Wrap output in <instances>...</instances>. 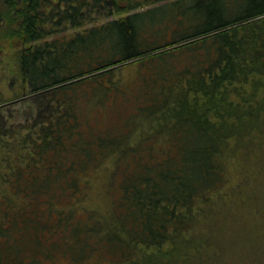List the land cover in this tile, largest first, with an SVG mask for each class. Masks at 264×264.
Here are the masks:
<instances>
[{
	"label": "trees",
	"instance_id": "obj_1",
	"mask_svg": "<svg viewBox=\"0 0 264 264\" xmlns=\"http://www.w3.org/2000/svg\"><path fill=\"white\" fill-rule=\"evenodd\" d=\"M6 46L39 113L10 123L0 94V264H264L254 222H222L264 206L245 194L248 166L264 174V0H0ZM137 63L132 88L118 69ZM119 99L155 120L137 141L85 115Z\"/></svg>",
	"mask_w": 264,
	"mask_h": 264
},
{
	"label": "rangeland",
	"instance_id": "obj_2",
	"mask_svg": "<svg viewBox=\"0 0 264 264\" xmlns=\"http://www.w3.org/2000/svg\"><path fill=\"white\" fill-rule=\"evenodd\" d=\"M12 53L13 49L8 46L0 49V94H2L3 100L2 116H4V119H8L10 123L18 124L20 122H25L27 116L36 117L39 113V110L33 103H31L30 97L22 95L21 93V82L12 71L16 66V61L12 59ZM136 65L140 66L141 64L137 63L125 65L118 69L119 75L122 77V79H124L126 84L132 88L136 86L135 81L136 75L138 74V67ZM122 91L125 96H128L130 93L129 90L126 91V89H123ZM121 93L122 92L118 91L115 92V90L112 89L109 94V98L114 97L116 94L117 97L122 96ZM31 106L34 107L31 108ZM104 108L105 109L102 108L99 110L96 107L88 108L87 113H85L89 123L92 124V128L100 135H103V133H105V131L108 129L117 132L121 131L124 127H131L134 125L136 126V129L133 128V131L129 133V135H131V141H137L140 134H143L144 136L147 134V129H149L151 125H155V120L144 110L143 112H134V101L125 102L124 99H119L116 102L107 103ZM31 110L33 112L29 114ZM130 114L132 115L128 117ZM124 117L126 118L123 120ZM77 121L78 126L80 127L85 123L83 117L80 115ZM92 134H94L91 136L92 138L88 137L84 139L90 140L88 143H97L98 139L96 134ZM156 146H158V144H156ZM155 160H160L159 155H157V158L154 159V161ZM105 166H103L98 172H91L89 174L90 178L92 179V189L88 195V202L84 201L82 204L88 210H93L92 208L96 209L95 206L104 203V197L102 194L105 190L106 174L109 172V167H112V163L108 160L105 162ZM248 167L249 169L247 171L251 173L252 182H250L245 189V194L248 195L254 193L256 190L264 194L263 171L260 170L259 166H256L255 164H250ZM231 169L233 178H237L240 174V171H238L239 165L232 164ZM260 202L258 203L251 201V203L244 205H240L237 202H232L229 204L230 208H227L226 213L223 215L222 221L226 226L227 236L230 237L237 231L241 232L244 231V229H249V225L254 222L253 227H256V229H250V231L258 232V238H256V240H258L257 242L264 243V227L261 232L259 231V225L264 224V221L261 223L263 213L259 209L262 207L264 208V206L263 204H260ZM259 205H261V207ZM102 206L104 207V204ZM246 252V249L241 250L238 253V256H236L239 258V260L245 261L247 258ZM60 263L67 264L66 261H60ZM80 264H87V262ZM259 264L262 263L260 262Z\"/></svg>",
	"mask_w": 264,
	"mask_h": 264
}]
</instances>
